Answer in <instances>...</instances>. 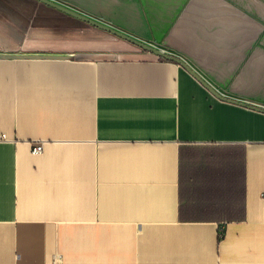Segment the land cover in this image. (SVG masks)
Returning a JSON list of instances; mask_svg holds the SVG:
<instances>
[{
  "label": "crops",
  "instance_id": "crops-1",
  "mask_svg": "<svg viewBox=\"0 0 264 264\" xmlns=\"http://www.w3.org/2000/svg\"><path fill=\"white\" fill-rule=\"evenodd\" d=\"M51 1L197 76L0 0V264H264V0Z\"/></svg>",
  "mask_w": 264,
  "mask_h": 264
},
{
  "label": "water",
  "instance_id": "water-1",
  "mask_svg": "<svg viewBox=\"0 0 264 264\" xmlns=\"http://www.w3.org/2000/svg\"><path fill=\"white\" fill-rule=\"evenodd\" d=\"M42 1H45V2L55 6L57 8H59L61 10H64V11H66V12H68V13H70V14H72V15H74V16H76V17H78V18H80V19H82L84 21H86V22H89V23H91V24H93V25H95V26H97L99 28H102V29H104V30H106L108 32H111V33L119 36V37H122V38H124V39H126V40H128V41H130V42H132V43L144 48L145 50H148V51H150L152 53H155V54H157V55H159V56H161L163 58H166V59H169V60H174V61L182 64L183 66H185L187 69L191 70V68L181 58H177V57L172 56V55H170V54H168V53H166V52H164V51H162V50H160V49H158L156 47H153V46H151L149 44H146V43H144V42H142V41H140V40H138V39H136V38L124 33V32H122V31H120V30H118V29H116V28H114L112 26H109L107 24H104L102 22L94 20V19H92V18H90V17H88V16H86L84 14H81V13L75 11V10H72V9L66 7V6L58 4V3L53 2L51 0H42ZM2 57H32V58L34 57L35 58V57H61V56H42V55L23 56V55H19V54H0V58H2ZM191 72L194 75L197 76V74L193 70H191ZM210 89H212V88H210Z\"/></svg>",
  "mask_w": 264,
  "mask_h": 264
},
{
  "label": "built area",
  "instance_id": "built-area-1",
  "mask_svg": "<svg viewBox=\"0 0 264 264\" xmlns=\"http://www.w3.org/2000/svg\"><path fill=\"white\" fill-rule=\"evenodd\" d=\"M4 134H0V138H4ZM43 151V143L42 142H36L32 146V152L33 153H41ZM262 198L264 200V194L262 195Z\"/></svg>",
  "mask_w": 264,
  "mask_h": 264
},
{
  "label": "trees",
  "instance_id": "trees-1",
  "mask_svg": "<svg viewBox=\"0 0 264 264\" xmlns=\"http://www.w3.org/2000/svg\"><path fill=\"white\" fill-rule=\"evenodd\" d=\"M224 234H225L224 228H220V231H219V239L220 240L224 237Z\"/></svg>",
  "mask_w": 264,
  "mask_h": 264
}]
</instances>
